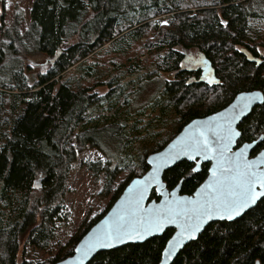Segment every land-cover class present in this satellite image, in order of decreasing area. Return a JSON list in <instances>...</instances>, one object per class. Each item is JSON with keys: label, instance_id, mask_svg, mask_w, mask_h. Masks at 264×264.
<instances>
[{"label": "trees", "instance_id": "obj_1", "mask_svg": "<svg viewBox=\"0 0 264 264\" xmlns=\"http://www.w3.org/2000/svg\"><path fill=\"white\" fill-rule=\"evenodd\" d=\"M160 17L167 23L159 25L155 19ZM3 18L0 0V264H55L73 254L99 218L55 257L39 262L22 252L18 261L25 247L48 249L56 225L67 220L65 194L78 154L93 148L107 158L111 171L120 164L129 96L136 100L148 85L169 76L149 105L158 107L156 125L173 119L181 123L177 132L190 120L223 109L238 93L261 91L264 96V0H34L23 33L21 8H13L9 25ZM142 39V54L152 70L138 76L140 90L129 94L134 80H121L142 71L144 63L131 60ZM242 50L256 55L259 65ZM186 53L208 59L219 83L187 84L186 73L179 72ZM41 56L49 61L46 70L30 73L26 62ZM99 87L108 92L99 96ZM103 112L110 114L94 117ZM136 129L137 124L130 128ZM238 129V145L263 136L253 153L264 147V101ZM159 144L152 152L162 148ZM142 145L144 150L152 146ZM137 160L130 179L147 170L145 159ZM193 167L183 161L167 170V190L181 182V194L192 195L206 178L208 164L197 172ZM88 168L100 172L101 162ZM151 198L158 200L155 192ZM172 233L169 229L142 244L98 253L88 264H158ZM262 258L264 198L234 222L209 224L172 264H264Z\"/></svg>", "mask_w": 264, "mask_h": 264}, {"label": "snow or ice", "instance_id": "obj_2", "mask_svg": "<svg viewBox=\"0 0 264 264\" xmlns=\"http://www.w3.org/2000/svg\"><path fill=\"white\" fill-rule=\"evenodd\" d=\"M254 99L243 97V107L247 108ZM232 119H235L234 115L221 116L219 120L213 118L205 123L194 122L197 129L191 135L178 139L169 146L167 153L150 160L149 163L155 164L152 172L143 180H133L128 189L134 195L126 212L75 249L80 254V264L97 248L112 247L113 242L122 243L125 238L142 240L147 234L163 231L166 225L175 224L180 231L163 250V256L171 258L185 240L196 239V233L206 220H233L264 198V167L261 166L264 164V153L256 161L247 158L248 145L232 153L230 145L240 135L232 128ZM209 134L215 139L209 140ZM181 156L197 164L198 157L214 159L215 166L210 170L212 178L197 192L196 199L177 200L175 193L162 192L165 200L161 207L142 208L141 202L149 187L154 182L159 183L161 163L166 165ZM196 170V167L192 168V171ZM38 186L34 184V187ZM169 196L172 199H168ZM255 264H262V261L257 260Z\"/></svg>", "mask_w": 264, "mask_h": 264}, {"label": "rangeland", "instance_id": "obj_3", "mask_svg": "<svg viewBox=\"0 0 264 264\" xmlns=\"http://www.w3.org/2000/svg\"><path fill=\"white\" fill-rule=\"evenodd\" d=\"M33 1L34 0H4L3 23L5 25H9L12 20L13 8L17 6L18 8H21L25 17L24 22L20 26V31L22 33L25 32L29 22L30 7ZM166 19L168 18H164L163 20L162 17H160L156 18L155 21H157L159 25H162L165 24L164 22ZM144 42L145 39H142L140 42L135 44L137 50L131 57V60L134 62L140 61L144 63L142 71L140 74L139 71L134 75L132 74L133 77H125L123 75L121 80L122 84L127 83L129 80H134L129 94L135 92V90H140L137 85L138 83H135L138 81V76L146 75L152 70L147 56L142 54ZM138 56H140L139 60L137 59ZM105 59H108V57H105L102 60ZM45 61L46 57L44 56L35 57L32 62H26L25 67L29 66L27 69L31 70L30 73L32 74L43 72L49 65V61L46 63ZM43 64L46 65L44 66ZM118 74L120 73H117V75ZM165 78H169V76H163L161 79L156 81L154 85H148L143 90V93H140L139 96H135L136 100L133 99V97H128L129 101H132L128 108V112L130 113L129 115L127 114V116L125 115L122 117V119H128V129L126 132L127 138L123 142L122 149L120 150L121 161L115 171L110 170L107 166V158H105L96 149L87 147L83 152L78 154L76 162L72 165L69 173L67 191L65 194V207L66 213L68 214L67 220L56 225L57 236L51 242L48 249L44 251H34L25 247V250H20L21 252L18 257L19 262L21 261L22 252H25V259L39 262H42L47 258L55 257L61 248L68 246L73 239L78 237L82 228L86 224L90 221L101 218L114 203V201L121 194L125 185L131 180V176L134 174V161H139L137 160L139 158L144 160L149 154L154 153L151 149H154L158 142L163 148L165 144H167L175 136V134H177V129L181 123L175 124L172 119L170 122H160L156 125L159 120L158 107L155 106V109L152 110V107L149 105L150 100L156 97V91H158V89L160 92L162 91V87L164 86L161 87V84ZM146 84L148 83H145L144 85ZM96 92L99 96H103L108 92V89L105 87H99L96 89ZM139 109H143V112L141 113L142 115H139L141 117L137 116V111H139ZM109 114L110 113L108 112H103L96 114L94 117L98 118ZM119 114L123 115L124 113L120 111ZM122 115H119V117L121 118ZM150 120L152 121L149 122ZM124 124H122V126ZM134 124H137V129L130 130ZM172 124H174V126ZM170 126L171 128H169ZM153 134H156L157 139L152 141ZM143 143L148 145L149 148V145L152 144L150 150H144L142 145ZM107 152H109L108 154H113L115 150L111 151L110 149H107ZM97 162H101L102 170L100 172L90 171L88 164ZM140 175L142 174H139V176ZM100 215L101 217H99Z\"/></svg>", "mask_w": 264, "mask_h": 264}, {"label": "water", "instance_id": "obj_4", "mask_svg": "<svg viewBox=\"0 0 264 264\" xmlns=\"http://www.w3.org/2000/svg\"><path fill=\"white\" fill-rule=\"evenodd\" d=\"M58 55L60 54V51L57 53ZM200 60L196 63V65L200 66L202 70V76L198 80V83L204 82L208 85H213V84H218L219 81L216 77V73L208 59H206L203 55H199ZM53 62L55 59L52 60ZM206 62V63H205ZM243 97H255V99L252 101V103L247 107H243L242 103V98ZM264 101V96L261 91H251V92H241L238 93L233 100L231 101L230 104H228L226 107L223 109L210 114L208 116H205L203 118H195L190 120L188 123H186L178 132L175 134V136L167 143L165 146L160 149L159 151H156L154 153L149 154L145 158V163L147 166V170L140 176L132 178L123 188L121 194L118 196V198L114 201V203L109 207V209L104 213V215L99 218L86 232L85 234L79 239L77 242L76 246L74 247L73 254L55 264H80V254L75 251L77 247H81L83 243H85L88 239H90L93 235H95L99 230L107 227L110 225V223L119 215H122L126 212L127 207H128V202L129 200L132 199L133 193H130L128 191L129 187L132 186V181L133 180H143L145 177L149 175L150 172H152L153 168L155 167V164L149 163L150 160H153V158H156L159 156V154H165L169 151V146L172 145L175 141H177L180 138L186 137L188 135H191L196 129L197 125L194 124V122H200V123H205L208 122L209 120L215 118L216 120H219L221 116L225 117H231L235 116V119L231 120V125L232 128L235 131L240 132L238 129L239 125L241 122L252 112V110L260 105L263 104ZM235 109V111H234ZM241 137V132L238 137L234 138V142L230 145L232 153L238 152L241 148H244L245 145H248L246 149V156L249 160H259L261 157V154L264 153V147L259 150L257 153L253 154V151L255 147L257 146L258 142H260L263 137H260L257 140H254L252 142H245L242 143L241 145H238V141ZM215 138L209 134V140H214ZM211 155V153L209 154ZM199 163L197 164L195 161L189 160L187 157L181 156L177 158L175 161H168V163L165 165L161 163V170L159 172V183H153L147 193L145 194V199L141 202V207L144 209H152V208H159L162 206L165 197L161 195L162 192H167V193H175V198L179 200L180 198H188V199H196V194L197 192L201 189L203 185H205L212 177H211V169L215 166L216 161L214 159H204L203 157H198L197 158ZM188 162L194 164V167H196V171H199L200 167L203 164H208V171H207V176L204 179V181L195 189L192 195H184L181 194V182L172 190H167L166 185L163 181V176L165 172L171 168H173L175 165L181 163V162ZM157 162H160L159 160ZM264 167V164L261 165ZM155 192L158 200H155L151 198L152 193ZM168 199H172L171 196L168 197ZM261 198L260 200H262ZM258 200L254 205H252L250 208L245 209L241 212L239 216H236L233 220H220L218 218H212L206 220L201 225V230L196 233V239L198 236L204 231V229L212 223L216 222H234L240 217H242L245 213L250 211L252 208L256 206V204L260 201ZM173 230L172 235L170 238L167 240L165 247H167L168 241L171 240L174 236L177 235V233L180 231V229L175 225V224H168L165 226L163 231L160 232H154L147 234L146 237L142 240L134 239V240H129L125 238L124 242L122 243H117L113 242L112 247H105V248H97L95 251L89 254V256L83 260V264H88L98 253H103V252H108L111 250H115L117 248H121L123 246L129 245V244H142L152 238L155 237H160L164 234L166 230ZM194 240H185L180 248L176 250L174 255L171 258H165L163 256V251L161 253L160 261L158 264H172V262L176 259V257L180 254V252L190 243L194 242ZM163 248V250H164Z\"/></svg>", "mask_w": 264, "mask_h": 264}, {"label": "flooded vegetation", "instance_id": "obj_5", "mask_svg": "<svg viewBox=\"0 0 264 264\" xmlns=\"http://www.w3.org/2000/svg\"><path fill=\"white\" fill-rule=\"evenodd\" d=\"M242 52L245 54V56L247 57L248 60H250L251 62H255L257 65H259L260 60L256 55L253 56L250 52L245 51V50H242ZM199 60H200V58H199V55L197 53H194V54L186 53L185 54L184 59L180 64V71L179 72H181L183 75H184V73H186V77H187L186 83L187 84H192V83L201 84L202 83L204 85H208L204 82L198 83V80L202 76V70H201L200 66L196 65V63ZM216 77H217V75H216ZM217 79H218V81H220L218 77H217ZM213 85H215V84H213ZM208 86H211V85H208ZM261 137H263V136H261Z\"/></svg>", "mask_w": 264, "mask_h": 264}]
</instances>
